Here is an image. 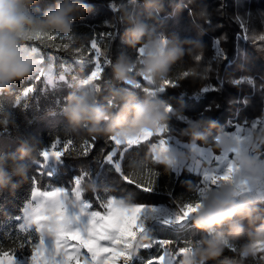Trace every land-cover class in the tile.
Here are the masks:
<instances>
[{
	"label": "trees",
	"instance_id": "obj_1",
	"mask_svg": "<svg viewBox=\"0 0 264 264\" xmlns=\"http://www.w3.org/2000/svg\"><path fill=\"white\" fill-rule=\"evenodd\" d=\"M219 1L195 0V3L188 4V0H166L165 10L160 14L156 26L157 30L168 38L197 45L199 56L203 50L201 47L210 43L214 37L227 34V41L230 42L225 48V60L218 66L219 75L213 74L209 79L197 76L188 80L187 77L180 79L183 71L188 70L191 73L190 67L198 65V61L186 56L184 64L178 65L170 76L179 83L178 87L168 86L165 92L157 95L159 99L174 107L169 112L168 134L181 141H187L186 137H181V130L190 124L186 120L211 118L222 134L233 131L241 121L247 123V120L251 121L264 113V40L260 39L263 37L264 25L258 21L254 12L264 13V0H222L226 17H219L221 28L216 27L218 21L212 11V8L220 4ZM86 2L91 11L76 21L72 40L61 41L59 37L51 40L52 34L47 33L27 42V46L39 47L46 54L58 58L54 63L56 72L63 75L62 79L50 85L44 77L36 81L35 73L30 78L15 83L10 94H0V159L6 162L7 157L17 152L21 143L34 154L32 159L26 161V181L20 182L13 177L12 185L0 189V254L10 253L19 258L31 257L39 245L40 234L35 229L25 230L21 227L22 212L32 199L35 188L47 190L50 187L63 186L71 191L74 180L80 178L82 196L94 206H97V200L93 197L94 184L98 193L103 195L104 202L111 193L117 194L118 190L127 195L126 199L119 196L126 204L167 205L175 208L196 198L195 188L199 184L200 176L187 169H183L182 173H177L173 168L166 171L163 166L153 162L158 160L154 157L151 146L145 142L121 153L119 171L112 163L106 162V157L113 151L106 136L95 137V147L87 155H83L79 150L67 153L53 174L41 166V152L48 149L57 138L61 142L73 139L77 145L84 138H91L83 132L73 134L68 130L63 115L66 98L80 86L79 81L90 74L92 64L89 61L90 58L94 61L95 56V50L91 49L93 38L111 61L105 67L100 81L102 91L97 93L98 99L103 100L109 90L116 86L112 79L111 63L127 50L124 42L126 25L121 23L122 10L132 12L139 7V0L137 3L135 0ZM53 4L54 0H38L34 7L42 14ZM178 4H188V7L177 14L174 9ZM113 5H116L115 9ZM247 7H250L251 15L245 12ZM191 11L202 12L204 18L196 17L194 20ZM241 23L245 25L246 30H242ZM107 32L114 33V36L100 37V33ZM45 44L56 47H45ZM209 51L210 49L205 53ZM103 58L101 57V60ZM81 60L82 64L79 63ZM64 65L66 67H63ZM229 76L235 80L249 78L252 82L233 85L234 80L230 81ZM206 84H209L210 89L201 91ZM142 85L152 88L146 82ZM30 86H34V90L26 95L25 90ZM190 87H195L196 90L191 91ZM140 92L144 94L142 88ZM142 170L145 174H155L151 191H141L125 181V176L132 177L133 173L140 174ZM38 172L41 174L38 175ZM260 201L259 208L264 213V199ZM260 220H264V214L256 223L249 224L244 221L243 235L234 246L246 244L249 234L255 231ZM202 236L192 221L183 227L152 225L141 237L142 242L147 245L138 249L137 258L131 264H148L153 257H159L163 253L162 243L175 255L174 264H177L178 250L189 245L193 248ZM236 259V253L225 249L220 260L210 264H237L234 261ZM247 264H259V260L252 258Z\"/></svg>",
	"mask_w": 264,
	"mask_h": 264
},
{
	"label": "clouds",
	"instance_id": "obj_2",
	"mask_svg": "<svg viewBox=\"0 0 264 264\" xmlns=\"http://www.w3.org/2000/svg\"><path fill=\"white\" fill-rule=\"evenodd\" d=\"M38 0H0V94H10L12 86L30 78L41 65L30 54L27 42L40 34H56L73 37L75 23L86 16L91 8L86 0H54L43 11L34 5ZM195 0H188V4ZM188 4H178L174 12L180 13ZM166 0H139L136 11L122 10L121 23L125 24L124 42L127 50L111 63L112 79L116 86L109 94L98 99L91 87L77 86L66 98L63 115L67 128L73 134L83 132L90 137L143 135L155 132L169 124L172 105L157 95H142L138 78L161 84L170 78L173 70L184 64V58L198 56L195 44L168 38L157 30L160 14ZM191 16L203 19L202 12L191 11ZM142 50V51H141ZM193 76L199 66L190 67ZM215 131V135L213 132ZM181 137L193 146H210L221 154H233V143L218 130L215 121L197 119L181 130ZM264 150V131L253 134L252 144L246 152L234 155L233 167L237 171L232 179L220 181L209 190L201 204L190 214L194 227L203 236L191 250L183 255L181 264H210L219 261L226 247L235 245L244 232L243 222L256 223L264 213L259 208L260 199L254 194L242 192L237 184L244 182L253 192L264 188V159L258 158ZM24 143L15 154L0 159V189L12 185L13 177L24 182L27 179L26 161L33 158ZM167 160L153 161L165 170L174 168L185 156L166 151ZM193 189H190L192 191ZM259 245L260 247H253ZM264 248V220H260L248 242L239 247L238 264H244Z\"/></svg>",
	"mask_w": 264,
	"mask_h": 264
},
{
	"label": "snow or ice",
	"instance_id": "obj_3",
	"mask_svg": "<svg viewBox=\"0 0 264 264\" xmlns=\"http://www.w3.org/2000/svg\"><path fill=\"white\" fill-rule=\"evenodd\" d=\"M133 2V0H132ZM137 3V0H135ZM116 8V5H113ZM118 10V9H117ZM101 38H112L114 33H100ZM40 35H37L39 38ZM57 37L61 41H70L73 37H62L56 34H52L50 39L56 40ZM264 40V37L260 38ZM43 43V41H42ZM45 47H56L55 45L45 44ZM67 47V44L64 45ZM91 49L95 50L94 61L90 58L92 64L90 74H87L85 78L79 81V85L83 87H91L95 93L102 91V85L100 81L103 78L105 67L110 64V58L101 51L100 46L95 38L91 40ZM30 54H32L41 65V70L36 72V81H39L42 77L46 76L51 68L54 67V62L58 59L55 56L46 54L39 47H29ZM142 51V50H141ZM101 57H104L101 60ZM196 61H200L201 57L198 55L195 57ZM83 63V61H79ZM63 67H66L64 65ZM193 75L188 70H185L180 75V79ZM147 81L146 79H144ZM148 85H154V89H150L147 86H143L138 82V87L145 93L152 95H158L166 90V86L177 87L179 84L172 78H168L161 84L157 85L147 81ZM34 90V86H30L25 90L27 95ZM171 108L174 109L172 106ZM258 128H264V123L253 124L250 127H238L233 134H225L227 138L233 143V154H239L240 152H246V143L249 140L248 133L255 131ZM247 129V134H245ZM169 132L168 126L158 128L152 136L147 140H143L140 143L130 144L124 138H120L119 141L116 137H108L115 156H119L122 152L128 149H132L145 142L146 145H150L153 153L159 150L162 146L164 149L169 150L168 138L165 139V133ZM156 137V140L152 138ZM95 137L84 138L79 145L73 139H67L61 142L57 138L52 145L41 152V166H46L49 162H59L69 152L79 150L83 155H87L91 149L95 147ZM67 148V151H65ZM198 166L196 168L202 175L201 186L195 188L196 198H193L190 202L184 203L179 206L178 213L174 217L176 224H182L185 221L191 219V216L185 217L184 213L189 208H195L198 204L203 202L205 194L213 187L219 184L220 181L232 179L233 174L237 171L233 167L232 160L229 158L228 153L214 155L211 149L202 148L200 145L195 146L192 149ZM264 153V150L261 151ZM199 155V159L197 158ZM57 156L59 158L57 159ZM258 158L264 159V156L260 155ZM109 162L113 161L112 153L106 157ZM215 164V167L212 165ZM202 165H206L202 168ZM41 173L38 172V175ZM50 175V174H49ZM79 181V180H77ZM125 181L128 184L138 187L141 191H151L155 182V174L142 170L140 174L133 173L132 177L125 176ZM237 187L244 193L254 194L257 197H264V188L253 190L247 187V184L240 182ZM64 192L61 190L45 192L38 188L34 190L33 194V206L27 216V223L29 228L35 229L40 234L41 239L39 245L32 252L30 257V264H129L132 259V252L136 249L137 243L140 241L145 231V218L149 213L155 212V209H150L142 205H124L118 203L115 198L110 199V203L105 205L103 212H98V215L93 216L87 223L86 227H76L75 225H68L63 228L54 238V245L51 249L45 246V242L42 236V224L44 219H50L53 216H63L68 218V214L64 208L58 207V198L62 197ZM44 218V219H40ZM166 223L173 222L172 220L165 221ZM253 247H260L254 245ZM225 249L230 250L237 254V262L242 259L239 256V247L230 245ZM191 246L180 248L178 250L177 264H179L185 252H189ZM259 253L260 255H257ZM255 256L244 259V264H247L249 259L255 258L259 260V264H264V248H261ZM163 257V261H161ZM157 257V264H170V261L164 256ZM0 264H17L16 257L10 253L0 254Z\"/></svg>",
	"mask_w": 264,
	"mask_h": 264
},
{
	"label": "rangeland",
	"instance_id": "obj_4",
	"mask_svg": "<svg viewBox=\"0 0 264 264\" xmlns=\"http://www.w3.org/2000/svg\"><path fill=\"white\" fill-rule=\"evenodd\" d=\"M221 1H219L220 2L219 5L217 4L214 8H212L214 18L218 21V26L216 25V27H218V28L222 27V22H220L219 17H226V16H224V8L225 7H223L224 4ZM245 12L247 14H250V15L252 13L250 7H247ZM254 12H255V15L257 16L258 21L264 25V13L260 12L258 14L257 11H254ZM241 28L243 31L246 30V27L243 23H241ZM263 29H264V27H263ZM261 30H262V27L260 28V31ZM262 36L264 37V33L262 34ZM227 39H228L227 34H223L222 36L220 35L219 37H214L210 43L203 45L201 47V49H203L201 52V55H200L201 60L198 62V65H197V66H199L200 72L195 76L209 79L212 77L213 74H215V75L220 74V72L218 70V66L223 64V61L225 60V48H227L226 46H228L230 44V42L227 41ZM209 49H210V51L205 53V51L209 50ZM203 53H205V54L202 55ZM56 71H57V69H56V66L54 63V67L49 70V72L46 76H44V79L48 84L53 85L56 81H58L59 79H62L63 75L58 74ZM195 76L190 74L189 77L186 78V80L193 78ZM229 80L230 81L234 80V81H232L233 85H237V83L252 82V80L249 78H243V79L235 80V79H232L231 76H229ZM143 81L147 83V81H145L143 78L141 80H138V82H140L142 84L144 83ZM201 81H203V80L201 79ZM220 82H221L220 84H222V80ZM193 84H196V83L193 82ZM150 87H152L150 89H154L155 86L151 85ZM166 87H168V86H166ZM207 89H210L209 84L204 85L203 89L201 91L205 92ZM189 90L194 91L196 89H195V87H190ZM197 93H199V92L197 91ZM171 111H172V108L169 109V112H171ZM186 121H188L190 124L192 123V121H189V120H186ZM247 121H248L247 123L244 121H241L235 127V129L233 131L224 132L222 134L223 135L233 134L238 127H244V126L250 127L253 124H257V125L262 124V123H264V113L261 116H258L251 121H249V120H247ZM258 131H264V128H258L257 130L251 131L248 133L249 140L246 143V149L247 150L249 149V147L252 144L253 134L255 132H258ZM153 133L154 132H152L151 130L146 129L144 131L143 135L125 136L124 139L130 144H136V143H140L143 140H147L150 136H152ZM245 134H247V129H245ZM113 137H116L118 139V141L121 138L119 136H113ZM167 138H168L170 151L173 153H177L178 155L186 157L185 159H182L173 168V170L176 171L177 173H182L183 169H187L188 171H190L192 173L198 174L201 179L198 182L199 184H197V187L201 186L202 175L200 174V172L196 168H194V167L198 166V161L196 160L195 155L192 151V149H194L195 146L188 144L186 141L179 140L176 136L168 134V132H166V135H165V139H167ZM200 146L202 148H205V149H211V151L214 155L221 154L217 151H214L210 146H204V145H200ZM166 151H169V150L164 149L162 146L159 150H157L154 153V157L158 161L167 160L168 156L165 155ZM111 153L113 155V161L109 162L106 159V162L112 163L116 167V169L119 171L120 170V163L119 162H120L122 154L117 157V156H115L114 151H112ZM260 155L264 156V153H260ZM58 158H59V156H57V159ZM197 158L198 159L200 158L199 155H197ZM229 158H234V154H229ZM60 163H61V161H59V162L52 161L43 167H44V169L48 170L49 172H51L53 174L56 172L57 167ZM205 166L206 165H202V168ZM212 167H215V164H213ZM77 180H79V181H77ZM74 182H75L74 187L71 191H69L67 188H65L63 186H55V187H50L47 190H42L45 192L56 191L58 189L63 191L64 195L62 197L58 198L57 206L64 208L68 214L67 219H65L63 216H53L50 219L40 218V219H44V223L42 224V229H43L42 236H43V239L45 242V246L49 249H51L53 247L54 238L63 228L67 227L68 225H75L76 227H81V228L86 227V225L90 221V219L93 216L98 215V212H100V211L103 212L105 205H107V203H110L111 202L110 199H113V198H115L118 203H123L124 205H142V206H146L150 209H155V212L149 213L148 216L145 218V221H144L145 231H144L143 235L147 232V230L152 225H155V224H163V225H168L170 227H183L191 221V219H189L182 224H176L174 222V217L178 213L179 206H175V208H171L167 205L126 204L123 202V200L119 199L120 198L119 196H124V198L126 199L127 195L123 194V192L119 191V190L117 191V194L111 193V195H109V197L107 199V202H104V200H102L103 195L99 194L98 191L96 190V184H94V186H93V190H94L93 191V197L97 200V206H94L92 203L84 200V198L82 196L81 179L78 178V179L74 180ZM212 187H214V186H212ZM35 189H37V188H35ZM39 190H41V189H39ZM258 198L260 200L264 199V197H258ZM32 206H33V196H32V199L25 205L24 210L22 212L21 227L25 230L26 229H34V227L29 228L28 223H27V216H28ZM101 207H103V209H101ZM94 210H96V211H94ZM98 210H100V211H98ZM195 210H196L195 208H189L188 211H186L184 213L185 217L190 216V214L192 212H195ZM168 220H172L173 222L166 223L165 221H168ZM144 239H146V238H144ZM146 245L147 244L143 243L142 240L140 239V241L137 243L136 249H134L132 252V259H131V261H129V264H131L133 262V260L137 258L138 249H142ZM162 248H163V253L159 257L164 256L166 259H168L170 261V264H174L175 255H173L170 252V250L166 247L165 243H162ZM163 259L164 258L161 257V261H163ZM16 260H17V264H30V257H23V258L16 257ZM153 262L154 263L157 262L156 257H153L148 262V264H151Z\"/></svg>",
	"mask_w": 264,
	"mask_h": 264
},
{
	"label": "crops",
	"instance_id": "obj_5",
	"mask_svg": "<svg viewBox=\"0 0 264 264\" xmlns=\"http://www.w3.org/2000/svg\"><path fill=\"white\" fill-rule=\"evenodd\" d=\"M141 141V140H140ZM107 202V201H106ZM101 209H103V207H101ZM94 211H96V210H94ZM98 211H100V210H98ZM100 212H102V211H100Z\"/></svg>",
	"mask_w": 264,
	"mask_h": 264
}]
</instances>
